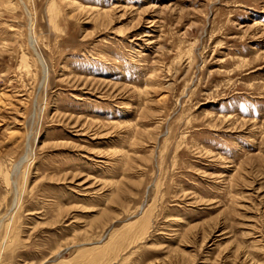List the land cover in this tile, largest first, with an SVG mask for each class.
I'll list each match as a JSON object with an SVG mask.
<instances>
[{
  "label": "rangeland",
  "instance_id": "374dc122",
  "mask_svg": "<svg viewBox=\"0 0 264 264\" xmlns=\"http://www.w3.org/2000/svg\"><path fill=\"white\" fill-rule=\"evenodd\" d=\"M0 264H264V0H0Z\"/></svg>",
  "mask_w": 264,
  "mask_h": 264
},
{
  "label": "bare ground",
  "instance_id": "6f19581e",
  "mask_svg": "<svg viewBox=\"0 0 264 264\" xmlns=\"http://www.w3.org/2000/svg\"><path fill=\"white\" fill-rule=\"evenodd\" d=\"M74 3V2H73ZM72 3V4H73ZM80 4V3H79ZM78 3H77V5H79ZM76 5V6H77ZM78 8H79V6H77ZM57 8L55 7V5H54V3L49 7V15H50V18H51V20L52 21H54L55 20V17L54 16H57L58 15V12H56L57 10H56ZM79 9H81L82 10V8L80 7ZM54 24V23H53ZM141 214L142 215H145V216H147V214H149L148 213V210H145V211H142L141 212ZM143 219V218H142ZM140 221V220H139ZM143 221V220H142ZM137 226L136 227H138V224H136ZM135 229V228H134ZM112 238V235H111V237H110V239Z\"/></svg>",
  "mask_w": 264,
  "mask_h": 264
}]
</instances>
